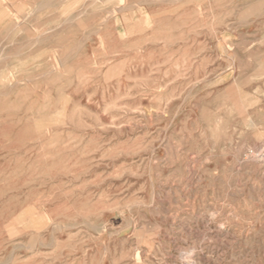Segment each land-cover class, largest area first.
<instances>
[{
    "label": "rangeland",
    "instance_id": "1",
    "mask_svg": "<svg viewBox=\"0 0 264 264\" xmlns=\"http://www.w3.org/2000/svg\"><path fill=\"white\" fill-rule=\"evenodd\" d=\"M263 151L264 0H0V264H264Z\"/></svg>",
    "mask_w": 264,
    "mask_h": 264
},
{
    "label": "bare ground",
    "instance_id": "2",
    "mask_svg": "<svg viewBox=\"0 0 264 264\" xmlns=\"http://www.w3.org/2000/svg\"><path fill=\"white\" fill-rule=\"evenodd\" d=\"M222 124V123H221ZM222 126V125H221ZM220 127V126H219ZM260 151L261 150H259V154H260ZM264 152V151H263ZM250 154V153H249ZM256 154V153H255ZM264 154V153H263ZM254 155V154H253ZM262 155V154H261ZM258 156V155H257ZM248 157V156H247ZM261 158V157H260ZM258 160V159H257ZM261 160V159H260ZM248 161H249V159H248ZM259 161V160H258ZM262 162H263V160H262ZM260 163V162H259ZM256 164V163H255ZM259 165V164H258ZM211 216V215H210ZM192 254V253H191ZM190 257V256H189ZM190 260V259H189ZM189 264H192V263H190V262H188ZM176 264V263H175Z\"/></svg>",
    "mask_w": 264,
    "mask_h": 264
}]
</instances>
